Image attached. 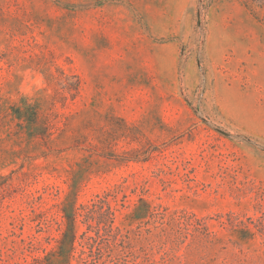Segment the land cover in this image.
<instances>
[{"label":"rangeland","instance_id":"obj_1","mask_svg":"<svg viewBox=\"0 0 264 264\" xmlns=\"http://www.w3.org/2000/svg\"><path fill=\"white\" fill-rule=\"evenodd\" d=\"M82 249L264 264V0H0V264Z\"/></svg>","mask_w":264,"mask_h":264},{"label":"trees","instance_id":"obj_2","mask_svg":"<svg viewBox=\"0 0 264 264\" xmlns=\"http://www.w3.org/2000/svg\"><path fill=\"white\" fill-rule=\"evenodd\" d=\"M116 197V195L111 193L97 196L90 204L82 206L79 212V215L83 217L84 222L88 225L89 230L95 227L93 223H96V228H98V232H96L97 237L100 240H107L109 246L112 243L118 244L119 241H122L127 236L123 233L122 229L115 225L116 209L112 206V201L116 200ZM84 237L87 239L88 245L93 242V244H90V248H94L98 242L97 238L88 235V232H85ZM76 240V234L72 232L69 241L73 249H75L74 244ZM80 245L81 247H85L83 242H80ZM85 254V250L82 249L78 259L79 264H89V260L85 257ZM36 261L41 262L42 260L36 259Z\"/></svg>","mask_w":264,"mask_h":264}]
</instances>
